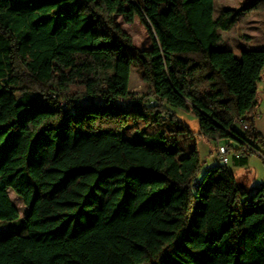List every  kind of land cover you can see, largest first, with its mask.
<instances>
[{
  "label": "trees",
  "instance_id": "trees-1",
  "mask_svg": "<svg viewBox=\"0 0 264 264\" xmlns=\"http://www.w3.org/2000/svg\"><path fill=\"white\" fill-rule=\"evenodd\" d=\"M258 10L264 0L217 17L215 0H0V224L17 230L0 238V264H264V184L204 168L176 113L234 139L240 161L256 148L264 49L238 58L220 32ZM119 17L141 22L150 49Z\"/></svg>",
  "mask_w": 264,
  "mask_h": 264
},
{
  "label": "rangeland",
  "instance_id": "rangeland-1",
  "mask_svg": "<svg viewBox=\"0 0 264 264\" xmlns=\"http://www.w3.org/2000/svg\"><path fill=\"white\" fill-rule=\"evenodd\" d=\"M250 0H215V17L226 8L239 9L242 6H246ZM118 23L122 29L130 35L133 44L140 50H148L151 47V40L147 34L145 28L141 22L136 19L134 23L128 24L121 17L117 18ZM222 42L220 43V49H228L234 52L236 57H240L242 51L264 49V10L248 11L244 15H241L238 22L229 30L220 32ZM244 35L253 36L251 40L244 38ZM189 65L197 64L198 67L193 71L192 76L198 78L203 73V67L201 65V58L198 55L184 56ZM264 75V74H263ZM144 78V69L140 63H134V68L131 76L130 91L137 97H141L147 93V84ZM261 83V82H260ZM177 118L186 125L192 133V140L197 144L199 156L202 161L215 160L217 157V148L222 146L219 144H229L236 146L237 142L234 139H222L218 141H212L206 139L199 133L198 121L193 114L186 111L177 110ZM140 123H132V127L140 126ZM216 149V150H215ZM215 152V153H214ZM262 162L261 159H258ZM204 168H207L206 163ZM9 196L19 210L20 217H24L26 209L23 202L12 191H9ZM16 227H9L7 224H0V238L7 236L8 234L15 233Z\"/></svg>",
  "mask_w": 264,
  "mask_h": 264
},
{
  "label": "crops",
  "instance_id": "crops-1",
  "mask_svg": "<svg viewBox=\"0 0 264 264\" xmlns=\"http://www.w3.org/2000/svg\"><path fill=\"white\" fill-rule=\"evenodd\" d=\"M246 39H250L249 35L243 36ZM261 83L258 84V105L261 106L264 103V75L260 81ZM177 115L178 112L176 111ZM254 129L256 132L260 134V142L256 144V149L261 153V156L250 153L249 155L245 156V159L240 161L230 156V161L225 167L229 172H231L235 179L240 183V185L246 189H254L256 187H260L264 184V113L254 121ZM223 145V144H219ZM235 148L238 147V143ZM216 150V149H215ZM215 153V152H214ZM215 160L208 161L205 158L206 166L211 168L216 165H220L218 163V159L216 155L214 156ZM258 159H261L260 162ZM223 166V165H222Z\"/></svg>",
  "mask_w": 264,
  "mask_h": 264
},
{
  "label": "built area",
  "instance_id": "built-area-1",
  "mask_svg": "<svg viewBox=\"0 0 264 264\" xmlns=\"http://www.w3.org/2000/svg\"><path fill=\"white\" fill-rule=\"evenodd\" d=\"M264 113V103L261 104V106H257V108L255 109V112L252 116L249 117V121L254 122L256 119H258L262 114ZM236 128L243 132H246L248 130L251 129V125L250 122H236L235 123ZM247 151H249L250 153H255L259 156H261V153L256 149L253 148L249 145L246 146ZM243 153L239 152L236 150L235 147L229 145V144H224L222 146H218L217 148V159H218V163L220 165H227L230 161V156H233V158H235L236 160H240L243 157Z\"/></svg>",
  "mask_w": 264,
  "mask_h": 264
}]
</instances>
